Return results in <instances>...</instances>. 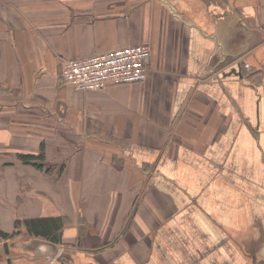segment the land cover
<instances>
[{"label":"crops","instance_id":"obj_1","mask_svg":"<svg viewBox=\"0 0 264 264\" xmlns=\"http://www.w3.org/2000/svg\"><path fill=\"white\" fill-rule=\"evenodd\" d=\"M128 44L143 80H61ZM0 231V264H264V0H0Z\"/></svg>","mask_w":264,"mask_h":264},{"label":"built area","instance_id":"obj_2","mask_svg":"<svg viewBox=\"0 0 264 264\" xmlns=\"http://www.w3.org/2000/svg\"><path fill=\"white\" fill-rule=\"evenodd\" d=\"M149 56L148 45L128 44L87 57L66 58L61 61L60 77L80 91L134 83L145 78Z\"/></svg>","mask_w":264,"mask_h":264},{"label":"water","instance_id":"obj_3","mask_svg":"<svg viewBox=\"0 0 264 264\" xmlns=\"http://www.w3.org/2000/svg\"><path fill=\"white\" fill-rule=\"evenodd\" d=\"M33 243H41L43 245L41 251H35L33 254L35 255H48L49 257H53L55 255V252L59 248L54 242L52 241H45V240H35V241H30V242H23L21 243V247L23 249L31 251V244ZM46 247V248H45ZM43 248H45L43 250Z\"/></svg>","mask_w":264,"mask_h":264},{"label":"trees","instance_id":"obj_4","mask_svg":"<svg viewBox=\"0 0 264 264\" xmlns=\"http://www.w3.org/2000/svg\"><path fill=\"white\" fill-rule=\"evenodd\" d=\"M18 157L23 161V162H30L31 160H42L43 159V153H42V149L41 152L38 155H31V154H19ZM40 167V165H38ZM43 232H45L43 230ZM0 236L3 237H10L8 236L7 233L0 231Z\"/></svg>","mask_w":264,"mask_h":264},{"label":"rangeland","instance_id":"obj_5","mask_svg":"<svg viewBox=\"0 0 264 264\" xmlns=\"http://www.w3.org/2000/svg\"><path fill=\"white\" fill-rule=\"evenodd\" d=\"M14 235L12 236V237H10L8 240H7V243L9 242V241H11L12 239H14ZM4 245H6V243L4 244ZM6 248V247H5Z\"/></svg>","mask_w":264,"mask_h":264}]
</instances>
